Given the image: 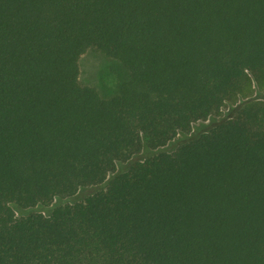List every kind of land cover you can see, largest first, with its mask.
I'll return each mask as SVG.
<instances>
[{
	"label": "trees",
	"instance_id": "1",
	"mask_svg": "<svg viewBox=\"0 0 264 264\" xmlns=\"http://www.w3.org/2000/svg\"><path fill=\"white\" fill-rule=\"evenodd\" d=\"M89 48L122 69L111 96L80 81ZM256 87L264 0H0V264H264Z\"/></svg>",
	"mask_w": 264,
	"mask_h": 264
},
{
	"label": "rangeland",
	"instance_id": "2",
	"mask_svg": "<svg viewBox=\"0 0 264 264\" xmlns=\"http://www.w3.org/2000/svg\"><path fill=\"white\" fill-rule=\"evenodd\" d=\"M79 66V78L82 84L95 87L101 93V95L106 97L111 96L116 92L119 79L123 72L113 59L106 57L97 49L89 48L80 57ZM251 98L264 100V89H259L256 87L253 94L251 95ZM242 101L243 99H238L235 102L226 103L219 115L194 122L189 132L178 133L177 136L165 146L159 148H148L141 151L139 154L132 157L130 161L119 164L117 170L110 174L109 178L115 174L127 170L135 161L144 160L148 156L158 153L162 150L172 151L179 144L198 136L201 132L206 131L212 126L226 120L234 114L235 110L239 107ZM101 188H104L103 185L85 187L80 189V191H78L71 198L55 199L49 206H36L34 208L17 210L16 214L23 215L30 212H43L44 214L49 215L56 206L60 204L81 201L88 195L93 194Z\"/></svg>",
	"mask_w": 264,
	"mask_h": 264
}]
</instances>
